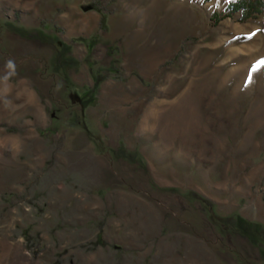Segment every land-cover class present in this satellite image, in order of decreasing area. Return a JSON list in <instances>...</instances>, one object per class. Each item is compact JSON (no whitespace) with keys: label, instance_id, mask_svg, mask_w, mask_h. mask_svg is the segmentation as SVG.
<instances>
[{"label":"rangeland","instance_id":"obj_1","mask_svg":"<svg viewBox=\"0 0 264 264\" xmlns=\"http://www.w3.org/2000/svg\"><path fill=\"white\" fill-rule=\"evenodd\" d=\"M235 1L0 0V264H264V0Z\"/></svg>","mask_w":264,"mask_h":264},{"label":"clouds","instance_id":"obj_2","mask_svg":"<svg viewBox=\"0 0 264 264\" xmlns=\"http://www.w3.org/2000/svg\"><path fill=\"white\" fill-rule=\"evenodd\" d=\"M17 65L14 59L9 58L4 65L3 75H0V102L3 103L5 108L10 107L12 101L9 96L12 92V78L16 75ZM10 143L5 144L0 141V147H4L13 155L22 150V142L19 137H9Z\"/></svg>","mask_w":264,"mask_h":264},{"label":"trees","instance_id":"obj_3","mask_svg":"<svg viewBox=\"0 0 264 264\" xmlns=\"http://www.w3.org/2000/svg\"><path fill=\"white\" fill-rule=\"evenodd\" d=\"M228 5L233 10H236L238 8H243L246 10L247 14H248V12L251 11V9L253 7H255V4L252 3L251 0H236L235 2H230ZM257 5H261L263 7V10H264V2L258 1ZM104 16L105 15L102 14V17H101L102 22L104 21Z\"/></svg>","mask_w":264,"mask_h":264}]
</instances>
